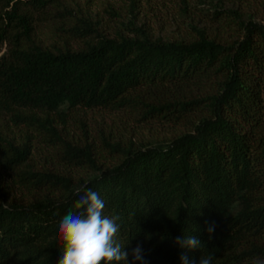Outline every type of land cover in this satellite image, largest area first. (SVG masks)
Here are the masks:
<instances>
[{
	"label": "trees",
	"instance_id": "obj_1",
	"mask_svg": "<svg viewBox=\"0 0 264 264\" xmlns=\"http://www.w3.org/2000/svg\"><path fill=\"white\" fill-rule=\"evenodd\" d=\"M76 2L0 0V197L41 195L29 206L0 203V264L61 258L51 237L78 187L23 168L35 133L54 135L68 158H83L69 166L94 164L56 136V121L83 109L142 111L183 130L122 148L116 164L82 183L104 200L103 215H119L124 251L140 244L145 264H181L185 253L195 264L209 255L212 264L264 260V0H218L213 18L209 11L190 18L194 36L180 41L137 29L108 38ZM184 235L202 246L174 244Z\"/></svg>",
	"mask_w": 264,
	"mask_h": 264
},
{
	"label": "rangeland",
	"instance_id": "obj_2",
	"mask_svg": "<svg viewBox=\"0 0 264 264\" xmlns=\"http://www.w3.org/2000/svg\"><path fill=\"white\" fill-rule=\"evenodd\" d=\"M76 3L79 15H83L93 29L108 38H116L117 34L134 36L133 32L137 29L163 41L193 38L190 18L212 11L219 5L218 0H77ZM210 11L204 14L206 19L213 18ZM47 24L41 23V30L50 35ZM4 53L3 48L0 57ZM151 116L142 111L76 110L64 123L56 121V136L89 152L94 164L83 162L82 165L87 168L69 166L67 161H83V158L80 155L76 159L68 158L66 145L60 144L54 135L35 133L31 140L30 159L23 169L35 173H58L61 177H70L75 187H79L100 170L116 164L121 158L122 148L131 144L144 147L162 143L183 131L164 122H153ZM116 142L119 146H115ZM2 185L4 182L0 183ZM57 185L61 183L57 182ZM40 197L27 190H10L0 197V203L29 206Z\"/></svg>",
	"mask_w": 264,
	"mask_h": 264
},
{
	"label": "clouds",
	"instance_id": "obj_3",
	"mask_svg": "<svg viewBox=\"0 0 264 264\" xmlns=\"http://www.w3.org/2000/svg\"><path fill=\"white\" fill-rule=\"evenodd\" d=\"M78 199L73 207L63 215L51 239L56 240L62 249L57 264H145L142 246L137 244L131 252L124 251L116 239L121 225L119 215L105 216V202L98 192L88 188L86 184L76 189ZM215 225L210 224L206 231L211 234ZM174 244L182 249H199L201 241L194 235L177 236ZM212 256L201 257L199 264H212ZM181 264H195L187 253L180 256ZM255 264H264V260H256Z\"/></svg>",
	"mask_w": 264,
	"mask_h": 264
}]
</instances>
